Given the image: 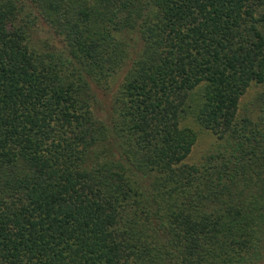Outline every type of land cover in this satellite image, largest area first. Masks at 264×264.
Instances as JSON below:
<instances>
[{
  "label": "trees",
  "instance_id": "16d2710c",
  "mask_svg": "<svg viewBox=\"0 0 264 264\" xmlns=\"http://www.w3.org/2000/svg\"><path fill=\"white\" fill-rule=\"evenodd\" d=\"M0 264H264V0H0Z\"/></svg>",
  "mask_w": 264,
  "mask_h": 264
},
{
  "label": "rangeland",
  "instance_id": "374dc122",
  "mask_svg": "<svg viewBox=\"0 0 264 264\" xmlns=\"http://www.w3.org/2000/svg\"><path fill=\"white\" fill-rule=\"evenodd\" d=\"M257 90V87H253L252 89L248 90L241 98V106L248 104L254 97ZM210 141H212V139L209 138V136L201 135L196 145L192 149L191 159H197L200 157L209 148Z\"/></svg>",
  "mask_w": 264,
  "mask_h": 264
}]
</instances>
